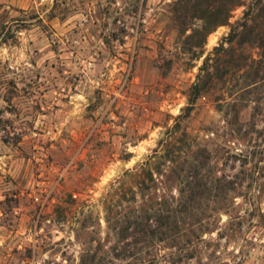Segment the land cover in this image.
Here are the masks:
<instances>
[{
  "label": "rangeland",
  "instance_id": "obj_1",
  "mask_svg": "<svg viewBox=\"0 0 264 264\" xmlns=\"http://www.w3.org/2000/svg\"><path fill=\"white\" fill-rule=\"evenodd\" d=\"M176 1L0 0V264H264V0Z\"/></svg>",
  "mask_w": 264,
  "mask_h": 264
},
{
  "label": "trees",
  "instance_id": "obj_2",
  "mask_svg": "<svg viewBox=\"0 0 264 264\" xmlns=\"http://www.w3.org/2000/svg\"><path fill=\"white\" fill-rule=\"evenodd\" d=\"M239 3L240 0H177L174 4V12L178 15V22L183 25H186V23L192 20L202 22V27L195 29L189 37H199L200 44H202L206 36L213 29L228 23L231 10L238 6ZM181 11H185L188 14H182ZM200 91L201 89L197 85H194L189 106L186 108L187 112H190ZM154 218L157 223L155 229H151L147 224H145L146 228H142V233H146L150 237L155 236L157 233L163 234V232L157 231L161 230L163 225H168L169 221H174V210H171L166 205L165 213L155 214Z\"/></svg>",
  "mask_w": 264,
  "mask_h": 264
}]
</instances>
